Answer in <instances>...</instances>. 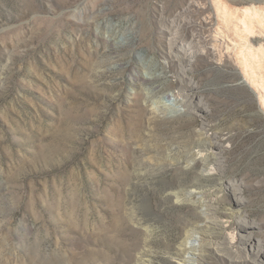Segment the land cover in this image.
<instances>
[{
	"label": "rangeland",
	"instance_id": "obj_1",
	"mask_svg": "<svg viewBox=\"0 0 264 264\" xmlns=\"http://www.w3.org/2000/svg\"><path fill=\"white\" fill-rule=\"evenodd\" d=\"M188 1L0 0V264H180L187 220L201 218L161 209L156 187L192 175L153 160L204 125L218 131L222 176L241 182L223 205L257 224L250 241L264 248V115L233 53L225 64L166 59L164 20ZM170 83L194 106L156 104L170 119L156 124L148 100L162 94L151 89ZM229 256L200 259L258 264Z\"/></svg>",
	"mask_w": 264,
	"mask_h": 264
},
{
	"label": "bare ground",
	"instance_id": "obj_2",
	"mask_svg": "<svg viewBox=\"0 0 264 264\" xmlns=\"http://www.w3.org/2000/svg\"><path fill=\"white\" fill-rule=\"evenodd\" d=\"M245 2L260 4L261 0H189L176 15L164 20L170 38L166 59L183 62L194 55L203 54L214 64H225V58L229 59L233 53L235 63L241 70L243 84L254 92L260 112L264 115V7L248 10L242 6ZM171 83L162 90L158 85L151 89V93L162 94L158 101H153V98L148 100L149 117L156 124L157 121L170 120L158 115L156 104H162L160 109L164 110L168 106H175L180 114L188 113L194 106L184 95L183 86ZM218 137L215 128L204 125L187 144L171 149L166 156L156 155L153 160L156 165H163L165 174L176 172L183 176L192 175L190 179L179 178L178 182L156 187L161 209L169 211L176 206L189 205L201 218L199 223L187 220L185 226L189 224V229L180 237L174 258L179 259L180 264H202L200 258L203 252L211 250L222 255L234 254V257H229L235 260L264 264L261 242L253 244L250 241L249 231L257 224L241 218L239 212L235 214L229 211L221 200L225 190L239 191L241 182L230 183L222 176L223 161L214 151L221 147ZM142 160L137 164L138 181L148 176L146 171H141L146 165ZM132 200L137 201L138 195L134 194ZM242 203L238 199V204ZM142 219L144 217L137 215L136 220ZM166 264L175 262L167 259Z\"/></svg>",
	"mask_w": 264,
	"mask_h": 264
}]
</instances>
